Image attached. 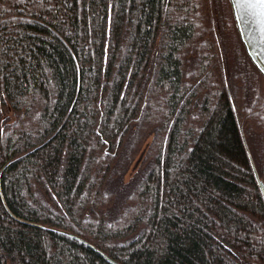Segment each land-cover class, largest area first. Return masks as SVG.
I'll return each mask as SVG.
<instances>
[{"label":"trees","instance_id":"1","mask_svg":"<svg viewBox=\"0 0 264 264\" xmlns=\"http://www.w3.org/2000/svg\"><path fill=\"white\" fill-rule=\"evenodd\" d=\"M257 179L229 0H0V264H264Z\"/></svg>","mask_w":264,"mask_h":264},{"label":"water","instance_id":"2","mask_svg":"<svg viewBox=\"0 0 264 264\" xmlns=\"http://www.w3.org/2000/svg\"><path fill=\"white\" fill-rule=\"evenodd\" d=\"M229 3L245 53L264 78V6L260 5L258 0H229ZM240 132L244 141L241 129ZM257 183L264 201V185L259 179ZM98 252L111 264H118Z\"/></svg>","mask_w":264,"mask_h":264},{"label":"rangeland","instance_id":"3","mask_svg":"<svg viewBox=\"0 0 264 264\" xmlns=\"http://www.w3.org/2000/svg\"><path fill=\"white\" fill-rule=\"evenodd\" d=\"M145 147H146V145L143 147V149L140 151L138 157L135 159V161L132 164L131 168L129 169L127 175L125 176V180L129 179L132 176V174L134 173V171L136 170V168L140 162L141 156L144 152Z\"/></svg>","mask_w":264,"mask_h":264},{"label":"snow or ice","instance_id":"4","mask_svg":"<svg viewBox=\"0 0 264 264\" xmlns=\"http://www.w3.org/2000/svg\"><path fill=\"white\" fill-rule=\"evenodd\" d=\"M258 3L262 6H264V0H258Z\"/></svg>","mask_w":264,"mask_h":264}]
</instances>
